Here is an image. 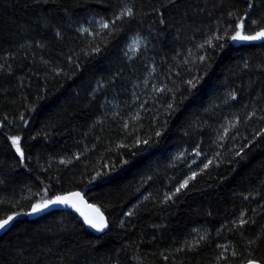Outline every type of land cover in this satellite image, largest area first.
<instances>
[{"label": "trees", "instance_id": "obj_1", "mask_svg": "<svg viewBox=\"0 0 264 264\" xmlns=\"http://www.w3.org/2000/svg\"><path fill=\"white\" fill-rule=\"evenodd\" d=\"M238 31L264 0H0V264H264V38ZM73 192L106 231L29 215Z\"/></svg>", "mask_w": 264, "mask_h": 264}, {"label": "snow or ice", "instance_id": "obj_2", "mask_svg": "<svg viewBox=\"0 0 264 264\" xmlns=\"http://www.w3.org/2000/svg\"><path fill=\"white\" fill-rule=\"evenodd\" d=\"M123 14L129 16L132 15L131 9H128L127 12ZM103 27L107 28L108 25L104 24ZM239 27L241 30L243 29V21H241ZM261 38H264V31L257 32L255 36L242 35V32L238 31L236 35L232 37L233 40H237V39L256 40ZM12 143L13 145H15L16 151L20 153L22 156L23 153L21 152L19 138H13ZM187 184L188 181L186 180L184 184L181 185V188L186 187ZM177 191H179V189H177ZM49 204H65L72 208H75L76 211L80 212V214L84 217L85 223H87L90 227L96 229L97 231H103V229L107 227L103 214L100 213L99 209L94 208L92 205H85L83 202V197L79 192H74L67 196L56 197L55 200L45 201L43 205L35 204L33 205L32 211L37 212L42 207H47ZM83 207L88 208L90 211L89 212L83 211L82 210ZM12 219L13 217L9 216L7 219L0 221V229L5 228V226L8 225ZM241 223H244V221H241ZM248 264H257V262L250 260Z\"/></svg>", "mask_w": 264, "mask_h": 264}, {"label": "rangeland", "instance_id": "obj_3", "mask_svg": "<svg viewBox=\"0 0 264 264\" xmlns=\"http://www.w3.org/2000/svg\"><path fill=\"white\" fill-rule=\"evenodd\" d=\"M98 24H102V23H99L97 22ZM143 45L142 41L137 37V36H132L129 38V41H128V44H127V47H126V51L128 54L132 55L134 53H136L138 51V49ZM44 203L40 204V205H43ZM55 205H59V204H49L47 207H42L39 211L37 212H33L32 209L29 211V215L30 216H36L37 214H39L40 212H42L43 210L47 209V208H51ZM11 217H13V219L9 222L8 225L5 226V228L3 229H0V232L5 230L10 224L11 222L19 217V216H22V214H13V215H10Z\"/></svg>", "mask_w": 264, "mask_h": 264}, {"label": "water", "instance_id": "obj_4", "mask_svg": "<svg viewBox=\"0 0 264 264\" xmlns=\"http://www.w3.org/2000/svg\"><path fill=\"white\" fill-rule=\"evenodd\" d=\"M73 193H74V192H73ZM79 193H80V192H79ZM70 194H71V193H70ZM70 194H68V195H70ZM80 194H81V193H80ZM66 196H67V195H66ZM81 196L83 197V202H84L85 205H92L94 208H97L95 205L89 203V202L85 199L84 195L81 194ZM59 207L62 208V209H64V210H67V211L73 212L78 218H80V219L82 220V222L84 223V225H85V226H86V227H87V228H88L93 234H95V235H98V234H100V233H103V232L106 231L107 228H108L107 219H106V217H105L104 215H103V216H104L105 222H106V224H107V227H105V228L103 229V231H97L96 229L90 227L87 223H85L84 217L80 214V212L76 211L75 208H72V207H70V206H68V205H65V204H59ZM97 209H98V208H97ZM82 210L85 211V212H89V211H90V210H89L88 208H86V207H83ZM99 211H100V209H99ZM100 213H102V212L100 211ZM245 264H248V262L245 263ZM257 264H260V263L257 262Z\"/></svg>", "mask_w": 264, "mask_h": 264}]
</instances>
